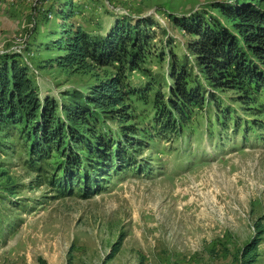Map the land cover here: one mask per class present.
Returning <instances> with one entry per match:
<instances>
[{
    "label": "rangeland",
    "instance_id": "obj_1",
    "mask_svg": "<svg viewBox=\"0 0 264 264\" xmlns=\"http://www.w3.org/2000/svg\"><path fill=\"white\" fill-rule=\"evenodd\" d=\"M222 1L233 0H0V58L29 68L42 100L65 103L106 74L50 65L59 54L51 41L64 28L104 37L117 19L151 18L152 52L172 48L182 58L188 37L169 15H218L213 5ZM168 62L149 64L164 87ZM232 107L251 124L231 119L210 130L199 116L173 137L144 123L152 140L134 167L88 199L57 193L24 165L22 149L0 154V264H243L250 256L264 264V115Z\"/></svg>",
    "mask_w": 264,
    "mask_h": 264
},
{
    "label": "trees",
    "instance_id": "obj_2",
    "mask_svg": "<svg viewBox=\"0 0 264 264\" xmlns=\"http://www.w3.org/2000/svg\"><path fill=\"white\" fill-rule=\"evenodd\" d=\"M213 9L218 15H169L188 37L182 58L172 48L168 54L152 52L156 24L151 18L117 19L104 37L80 26L64 28L51 41L59 54L50 65L106 74L86 94L74 92L65 103L42 100L29 68L0 58V154L22 149L24 165L57 193L88 199L115 173L134 167L152 140L141 129L144 123L146 129L156 123L160 135L173 137L184 136L199 116H206L210 130L226 129L223 123L231 119L250 125L232 104L248 115H264V0L222 1ZM166 57L164 87L149 64L161 66ZM135 75L147 82L134 86ZM257 247L254 241L246 250ZM243 264H255L253 256Z\"/></svg>",
    "mask_w": 264,
    "mask_h": 264
}]
</instances>
